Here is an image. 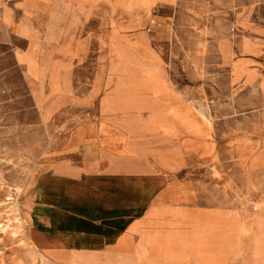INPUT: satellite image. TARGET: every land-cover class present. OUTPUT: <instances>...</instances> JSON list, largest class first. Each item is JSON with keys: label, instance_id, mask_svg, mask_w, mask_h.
<instances>
[{"label": "rangeland", "instance_id": "obj_1", "mask_svg": "<svg viewBox=\"0 0 264 264\" xmlns=\"http://www.w3.org/2000/svg\"><path fill=\"white\" fill-rule=\"evenodd\" d=\"M103 149L164 180L146 236L34 264H264V0H0V224Z\"/></svg>", "mask_w": 264, "mask_h": 264}, {"label": "crops", "instance_id": "obj_2", "mask_svg": "<svg viewBox=\"0 0 264 264\" xmlns=\"http://www.w3.org/2000/svg\"><path fill=\"white\" fill-rule=\"evenodd\" d=\"M61 6L58 3L53 15L56 29L62 17ZM2 18L8 21L7 8ZM29 58L19 55V59ZM54 168L44 175L40 196L28 214L29 233L54 254L72 250L96 254L106 249L128 230L137 231V215L149 207L156 193L160 191L165 197L167 193L164 180L155 176L137 177L123 171L88 173L86 166L84 169L69 161L58 162ZM164 202L159 203L163 208ZM140 231L142 236L146 234Z\"/></svg>", "mask_w": 264, "mask_h": 264}, {"label": "bare ground", "instance_id": "obj_3", "mask_svg": "<svg viewBox=\"0 0 264 264\" xmlns=\"http://www.w3.org/2000/svg\"><path fill=\"white\" fill-rule=\"evenodd\" d=\"M20 60H23V59H20ZM23 61H26L28 63V69H29L30 73L34 74L35 76L40 75L41 71H40L38 65L36 64V62L33 60V58H29V59H26ZM24 68H25V66H24ZM90 155L91 154L87 155L85 158L87 160L85 166L87 167L88 173H93L94 171L97 173L102 172L100 170L101 168H100V164H99L100 161L99 160H103V159H107L111 165L109 168H107V173H119V172L123 171V169L120 168L119 163H117L118 161H115V159H116L115 156H112V155L106 153V150H104V149L101 150V152L96 157L94 156V159H97L96 161H89L88 156H90ZM116 160H118V158ZM61 162H63V161H61ZM123 172H125V171H123ZM125 174H128L127 171L125 172ZM99 194L100 193H98V195ZM108 196L109 195H107V197ZM103 197H105V196H103ZM102 198H100V199H102ZM94 208H96V207H94ZM16 214H17V216H19V217L16 216V219H20V221H21L20 224L18 225V229H15V228L11 229L10 227L12 225H10V223L0 224L1 226L5 227L6 231H8V233H9V238L6 240L7 241L6 248L13 249L14 254H15L14 257L9 258L4 253V251H0V264H34L33 263L34 257H39L42 261L51 263L50 257H51V255H54V253H51L43 243L35 240L31 236V234L28 231L29 221L24 220L18 203L16 205ZM11 219L9 218V220H11ZM138 225L139 224L137 223V228L135 230L140 232V234L142 236V232L140 231L141 229L138 228ZM14 236L19 237L18 243H20V245H17L16 242L14 244V242L12 240L14 238ZM23 252H24V254H23ZM72 252L74 253V255L76 254V255H81V256H84L85 254L86 255L87 254H93V253H80V254H78L79 252H77L75 250H72ZM29 256H32V260H31L32 262L29 261V259H28Z\"/></svg>", "mask_w": 264, "mask_h": 264}]
</instances>
